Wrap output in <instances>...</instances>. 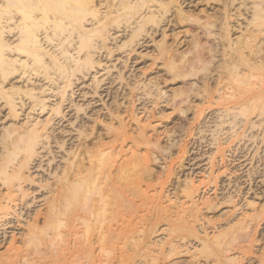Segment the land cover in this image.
I'll use <instances>...</instances> for the list:
<instances>
[{"label": "bare ground", "instance_id": "6f19581e", "mask_svg": "<svg viewBox=\"0 0 264 264\" xmlns=\"http://www.w3.org/2000/svg\"><path fill=\"white\" fill-rule=\"evenodd\" d=\"M208 1L223 6L201 16L185 0H0V235L13 219L21 224V212L35 205V190H47L25 221L22 239L14 234L0 249V264H40L31 256H40L43 246L54 249L52 259L62 257L49 264H67L69 256V264H243L241 255L230 254L235 249L251 264H264V247L253 249L264 201L246 199L242 210L235 205L219 213L226 223L217 224L202 218L204 209L233 204L236 196L197 199L207 183L217 191L219 175L235 174L230 167L244 157L251 166L245 176L250 190L254 176H264V0ZM170 22L198 27L188 49L169 45ZM160 30L157 41L153 35ZM147 36L155 44L154 60L182 87L170 93L161 86L164 78L148 81L145 73L131 86L128 72L121 71L114 82L130 86L133 127L119 106L109 111L105 133H94L96 119L92 129L77 125L76 142L57 137L58 118H66L77 82L95 74L99 85L103 56L130 68L123 55L136 52ZM194 77L200 81H188ZM142 95L155 108L166 103L182 114L193 110L192 119L180 124L186 134L212 130L216 149L208 158L209 176L199 182L186 177L179 201L165 193L172 166L164 177L152 174V163L165 158L168 148L148 136L151 123L135 105ZM192 98L200 103L185 108L196 102ZM207 113H215L212 122H205ZM244 138L245 155L229 160L227 153L237 151L233 144ZM186 153L180 146L177 159ZM46 157L50 172L43 175ZM162 228L164 237L153 241Z\"/></svg>", "mask_w": 264, "mask_h": 264}, {"label": "rangeland", "instance_id": "374dc122", "mask_svg": "<svg viewBox=\"0 0 264 264\" xmlns=\"http://www.w3.org/2000/svg\"><path fill=\"white\" fill-rule=\"evenodd\" d=\"M186 3L184 6L188 10H193L195 14H200L201 16H205L206 13L214 14L217 11H220V8L223 6L221 2H209L208 0H185ZM244 18H241L243 21ZM162 32L163 30L158 31L154 34V38L157 41L162 39ZM165 32L167 33V42L172 47H176L179 50L183 51L188 49L191 46L193 41L194 34L200 33L198 27H193L190 29L188 25H179L176 26L174 23H169L165 28ZM123 33L117 35L118 38H122ZM155 44L151 40V36H147L144 41H142L141 45L137 47L136 52H132L131 54H124L123 56L129 58V65L130 68L128 69H121L122 67V60L116 58H105L102 57L103 64L102 68L97 70L96 77L98 80L101 81L99 85H97L93 81V77L95 76V71H93L94 75H88L82 81L77 82L78 88L75 90V95L72 97L73 102H68L65 106V119H61L59 117V123L56 125L55 135L59 138H65L68 143L76 142L77 136L79 134L77 125H85L84 127L87 129H92V125L96 119L99 121L95 124V132L94 133H105V125L108 124L110 121V110L115 109L120 106L123 111V116L127 118L126 122L129 124V127H133L132 123L128 119V111L129 109V101L130 98L127 96L130 92V86H127L125 82L117 80L114 82L115 78H118V75L121 73L126 74V78L130 81L131 86L133 85L134 78L136 75H140V73H145L143 75L144 79L152 80L156 82L159 80L165 79V83L161 86L164 87L166 91L172 93L176 88L182 87L180 82L172 81L164 67H162L160 61H155L154 56L155 54ZM122 53V51H118ZM105 53L102 51V54ZM119 53H116L117 56ZM101 58V56H100ZM200 77H194L188 79V81L198 83ZM139 85H136L137 87ZM141 86V85H140ZM155 90V88H154ZM140 93H143L140 91ZM118 96V102H116V95ZM135 105L137 107L138 113L140 117L146 121L149 120L151 123L148 128V136H152L153 138H159L160 143L163 147L168 148L167 152H163L165 158L158 159L156 163H152V174L154 177H164L165 171L168 170L170 166L173 168V176L169 180L165 193L167 196L171 197L174 201H179L183 199L182 188L183 182L185 181L186 177H193L195 181L199 182L204 177H208L209 173V156L215 151L216 149V142L214 140L212 130L210 129H203V131L193 130L192 135L186 134L188 132L187 127L182 129V125L185 122L190 121L193 117V110H188L185 114L179 113L178 111H174L171 106H167L166 103L162 104L159 107H154L152 105V100L148 97L141 96L137 99H140ZM54 101V99H51ZM192 101H196L194 104H184V107H195L200 103L198 99H193ZM77 107H82V111L78 112ZM152 109H155L156 114L152 113ZM163 109V112H160ZM37 114V113H36ZM47 113L39 112V115L42 118H45ZM208 114V113H207ZM149 118V119H147ZM215 118V113L208 114L207 119L205 122L213 121ZM57 119V120H58ZM81 121V122H80ZM184 127V126H183ZM67 131V132H66ZM222 138H225V135H221ZM221 138V141H222ZM237 145V151L233 154V152H228L227 156H229V160L239 159L245 155V138L242 142L238 143L235 142L233 147ZM251 145V142L248 143V146ZM180 146H184L185 150L188 152L184 156L182 160H178L177 156L180 153ZM171 152V158L169 156V151ZM263 159H264V152H263ZM159 156L162 157L160 153ZM49 158V157H48ZM48 158L44 159L45 162L43 163L44 169L42 168L39 170L40 174L48 175ZM59 160V158H58ZM174 160V162H172ZM216 160V162H218ZM245 157L242 158L240 161L234 163L232 170L236 171L235 174L230 175V172L227 174H220L218 179V190L215 191V184L214 183H207L203 185L202 189L200 190L197 199L200 198H211L221 201L223 197L236 196L234 201L235 203L227 204L224 202L221 207L213 210L204 209L202 212V218L206 221L212 220L215 223L225 224L224 220H220L221 218L218 217V214L221 212H226L228 209H235V205H238L236 208L237 210H242L241 206L245 204V200L250 201H257L262 202L264 201V176L255 175L254 179L257 180L252 184L253 189L250 190L251 186L249 183L245 184V176L248 174V171L251 170V166H248V163H244ZM239 165L241 167L239 168ZM248 166V167H247ZM47 169H46V168ZM264 168V167H263ZM216 167L215 170H217ZM47 170L48 172H46ZM238 170V171H237ZM254 170V169H253ZM252 170V171H253ZM38 171V170H37ZM254 174V173H253ZM238 190L241 192L238 193ZM47 190H35L34 197L37 198L35 201V205L32 204L31 206L25 208V211H22L21 214L23 218L21 219V224L18 225L16 223V219H13L12 223L9 224L5 229L7 233L5 235H0V242L2 243L0 246L1 250H5L8 247L11 237L15 234L17 235L16 239L20 241L22 237L20 233L24 232L26 229L25 221L28 219L30 213L36 208L37 204H39L42 200V196L46 195ZM41 197V198H40ZM202 200V199H201ZM183 201V200H182ZM181 203V202H180ZM240 212H237V214ZM15 220V221H14ZM163 227V224L160 225ZM162 228L158 234L156 235V239L153 241H159L164 237ZM258 234V241L255 243V251H258L260 247H264V221L261 222V226L257 229ZM195 243V242H193ZM7 245V246H6ZM191 247H193L191 245ZM43 251L40 256L32 255L31 257H38L36 262L40 264H45L56 259L57 262L60 263L62 257H58L55 255L54 259L49 256L50 252H53L54 249H49L48 247H42ZM26 253H30L26 251ZM231 255H241L243 257V264H251L249 262L250 257L245 259V255L241 253L238 249L233 250L230 252ZM240 257V256H239ZM69 259L66 261L69 264V261L73 259L69 256ZM186 256H184V259ZM182 259L181 261H183ZM49 264V263H48ZM130 264V263H128Z\"/></svg>", "mask_w": 264, "mask_h": 264}]
</instances>
